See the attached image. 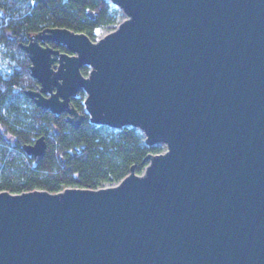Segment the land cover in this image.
Masks as SVG:
<instances>
[{"label": "water", "instance_id": "1", "mask_svg": "<svg viewBox=\"0 0 264 264\" xmlns=\"http://www.w3.org/2000/svg\"><path fill=\"white\" fill-rule=\"evenodd\" d=\"M109 1L126 17L96 39L21 44L25 93L78 127L83 89L91 122L166 149L98 188L1 190L0 264H264V0ZM24 148L40 161L45 135Z\"/></svg>", "mask_w": 264, "mask_h": 264}, {"label": "trees", "instance_id": "2", "mask_svg": "<svg viewBox=\"0 0 264 264\" xmlns=\"http://www.w3.org/2000/svg\"><path fill=\"white\" fill-rule=\"evenodd\" d=\"M117 20L118 9L109 0H0V191L98 188L119 182L132 165L142 172L147 154L161 151L159 143L147 145L137 127L116 129L91 122L83 89L71 100L86 114L78 127L69 122L67 113L40 107L25 93L39 84L21 46L33 33L67 27L96 39L98 28ZM88 70L83 68L85 74ZM41 135L46 137L47 150L36 161L24 145Z\"/></svg>", "mask_w": 264, "mask_h": 264}, {"label": "rangeland", "instance_id": "3", "mask_svg": "<svg viewBox=\"0 0 264 264\" xmlns=\"http://www.w3.org/2000/svg\"><path fill=\"white\" fill-rule=\"evenodd\" d=\"M114 8L118 9V20L115 23L109 24L105 27H101L98 31H95L96 38L103 35L106 32H109L117 27V25L126 17V14L122 9L117 7L115 4H112ZM161 145V151H164L166 149V145L164 143H159ZM117 182L107 183V184H113Z\"/></svg>", "mask_w": 264, "mask_h": 264}, {"label": "flooded vegetation", "instance_id": "4", "mask_svg": "<svg viewBox=\"0 0 264 264\" xmlns=\"http://www.w3.org/2000/svg\"><path fill=\"white\" fill-rule=\"evenodd\" d=\"M29 41H30V38H29ZM42 44L44 45H51L52 47L54 48H57V49H60L61 51H67L66 48L64 46H61V45H57L55 42L53 41H41Z\"/></svg>", "mask_w": 264, "mask_h": 264}]
</instances>
